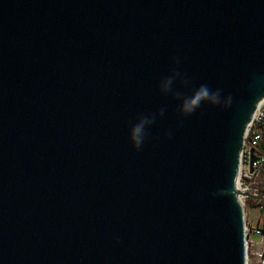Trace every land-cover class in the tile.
Returning a JSON list of instances; mask_svg holds the SVG:
<instances>
[{
  "label": "water",
  "instance_id": "1",
  "mask_svg": "<svg viewBox=\"0 0 264 264\" xmlns=\"http://www.w3.org/2000/svg\"><path fill=\"white\" fill-rule=\"evenodd\" d=\"M173 69L221 104L180 115ZM263 97L264 0H0V264H246Z\"/></svg>",
  "mask_w": 264,
  "mask_h": 264
},
{
  "label": "built area",
  "instance_id": "2",
  "mask_svg": "<svg viewBox=\"0 0 264 264\" xmlns=\"http://www.w3.org/2000/svg\"><path fill=\"white\" fill-rule=\"evenodd\" d=\"M238 184L244 190H264V97L258 102L245 131ZM242 202L243 207L250 203L256 209L251 216L245 215L246 264H264V197L242 194Z\"/></svg>",
  "mask_w": 264,
  "mask_h": 264
},
{
  "label": "clouds",
  "instance_id": "3",
  "mask_svg": "<svg viewBox=\"0 0 264 264\" xmlns=\"http://www.w3.org/2000/svg\"><path fill=\"white\" fill-rule=\"evenodd\" d=\"M176 63H179V61L177 60ZM178 77H181V84L185 86L189 85V81L182 78L181 73L173 69L170 76L161 78L158 87L162 93H171L175 99L180 100V104L178 106L180 115H191L204 103H208L211 105L221 104L222 101L220 90L216 89L215 91H213L207 84L199 85L194 91H192L191 95H184L179 92H174L172 89V85ZM224 102H230V97L227 98ZM164 111L165 110L161 108L158 113H153L149 116L141 115L137 118V122L130 126L129 140L135 149L139 150L141 148L148 135L146 131L147 127L154 123L157 115L162 116L164 114Z\"/></svg>",
  "mask_w": 264,
  "mask_h": 264
},
{
  "label": "rangeland",
  "instance_id": "4",
  "mask_svg": "<svg viewBox=\"0 0 264 264\" xmlns=\"http://www.w3.org/2000/svg\"><path fill=\"white\" fill-rule=\"evenodd\" d=\"M252 205L253 204L248 203L246 205V207H244L246 217H247V215H248V217H249V215L251 216L256 211V209H254V207Z\"/></svg>",
  "mask_w": 264,
  "mask_h": 264
}]
</instances>
